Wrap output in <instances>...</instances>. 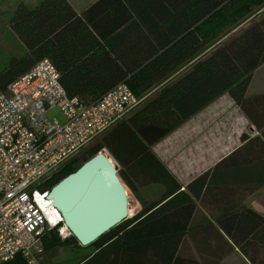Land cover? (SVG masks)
I'll list each match as a JSON object with an SVG mask.
<instances>
[{"label":"trees","instance_id":"obj_1","mask_svg":"<svg viewBox=\"0 0 264 264\" xmlns=\"http://www.w3.org/2000/svg\"><path fill=\"white\" fill-rule=\"evenodd\" d=\"M262 2L96 0L80 12L68 0H40L33 6L16 4L9 26L19 41V50L8 54L5 67L0 70V92L36 61L48 57L69 96L93 101L122 81L137 97L146 95L123 119L87 144L58 171L46 176L44 186L41 182L42 188L50 190L105 149L117 162L120 179L137 198L135 187L123 170L127 161L141 163L151 159L158 172L153 180L165 185L159 200L141 201L139 211L86 245L92 251L73 264H185L187 259L180 254V241L189 229L171 222L178 213L171 208L175 204L172 194L179 184L155 157L151 145L222 92H228L245 110L248 83L254 70L264 62V18L254 19L221 38L240 16ZM204 25L209 27L204 30ZM209 32L211 39L205 34ZM117 33L121 35L119 43ZM210 46L213 47L206 55L175 78L161 83ZM204 175L198 179L203 181ZM158 204L161 206L156 207ZM234 214L254 217L256 223L250 224L246 231L223 224L221 230L235 242L256 236L264 247V217L247 207ZM42 239L44 254L49 257L57 254L60 244L79 245L71 234L61 239L56 229L45 231ZM247 244L251 243L241 247ZM49 257L42 264H50ZM3 264L28 262L16 255Z\"/></svg>","mask_w":264,"mask_h":264},{"label":"crops","instance_id":"obj_2","mask_svg":"<svg viewBox=\"0 0 264 264\" xmlns=\"http://www.w3.org/2000/svg\"><path fill=\"white\" fill-rule=\"evenodd\" d=\"M39 1L0 0V20H8V25H0V35L5 33L0 49L7 55L19 49L9 26L13 9L18 2L33 6ZM95 1L68 0L78 12ZM243 24L241 27L247 23ZM117 34L119 43L121 35ZM212 47L189 59L161 83L175 78ZM245 96L244 110L228 92H222L151 145L155 157L179 184L172 194L175 204L171 208L178 213L171 222L189 229L180 241L185 264H264V247L256 236L235 242L221 230L223 224L246 231L256 223L254 217L234 214L245 207L264 217V62L254 70ZM155 168L151 159L141 163L130 160L123 165L140 201L159 200L164 194L165 185L153 180L158 175ZM203 174L201 181L198 177ZM244 243L251 244L241 247Z\"/></svg>","mask_w":264,"mask_h":264},{"label":"built area","instance_id":"obj_3","mask_svg":"<svg viewBox=\"0 0 264 264\" xmlns=\"http://www.w3.org/2000/svg\"><path fill=\"white\" fill-rule=\"evenodd\" d=\"M255 16L264 18V0ZM144 97H137L123 81L93 101L69 96L48 57L0 92V264L16 255L28 264H42L43 233L56 229L61 238L69 235L41 180L123 119ZM54 109L62 121L49 115Z\"/></svg>","mask_w":264,"mask_h":264},{"label":"water","instance_id":"obj_4","mask_svg":"<svg viewBox=\"0 0 264 264\" xmlns=\"http://www.w3.org/2000/svg\"><path fill=\"white\" fill-rule=\"evenodd\" d=\"M106 150H100L48 192L63 224L81 246L130 217L126 185Z\"/></svg>","mask_w":264,"mask_h":264},{"label":"rangeland","instance_id":"obj_5","mask_svg":"<svg viewBox=\"0 0 264 264\" xmlns=\"http://www.w3.org/2000/svg\"><path fill=\"white\" fill-rule=\"evenodd\" d=\"M259 7L254 5L250 11H248L245 16H240L238 19V22L236 23V25L234 24L232 27H230L228 33H235L236 30L240 29V27L242 26V24L244 22H246L248 24V22L254 20L255 19H258L259 17H256L255 16V13H256V10L257 8ZM2 10V8L0 9ZM1 13H4L5 14V11H1ZM242 17V18H241ZM253 18V19H252ZM246 23H244L243 25H245ZM5 24L8 25V20L6 19H1L0 20V25H3L5 26ZM209 26L207 25H204L202 28L205 30L206 28H208ZM227 33V34H228ZM5 34V33H4ZM3 34V35H4ZM207 34L208 38L211 39V33H205ZM3 35H0V44L2 43V39H3ZM19 49H16L15 51L18 52ZM14 51V52H15ZM11 54V53H10ZM9 55H7L5 53V51L3 52L1 49H0V70L5 67L6 65V62H7V57ZM49 115L51 116H55L57 117L60 121H62V116H61V113L57 110V109H54L52 110ZM105 150V149H104ZM107 152V151H106ZM78 154V153H77ZM76 154V155H77ZM75 155V156H76ZM73 158V157H72ZM113 161V160H112ZM63 165V164H62ZM60 165L54 172L58 171V169L62 166ZM53 172V173H54ZM52 174V173H51ZM49 176V175H48ZM44 179V178H43ZM43 179L41 181H43ZM40 181V182H41ZM42 186H44V183L42 182ZM126 190H127V194H128V198H129V209H130V216H132L134 213H136L137 211H139L141 209V201H140V196L138 195L139 198L136 197L135 194H133L129 189L128 187L126 186ZM137 193V192H136ZM62 239V238H61ZM57 254H55L54 256L52 257H49L48 255H43V258H42V261L44 263V261H46V259H48V257L50 258V264H73L75 262L76 259L82 257L83 255L89 253L92 251V247H85V246H79V245H76L75 243L74 244H71V245H65V244H60L57 246ZM48 256V257H47Z\"/></svg>","mask_w":264,"mask_h":264},{"label":"bare ground","instance_id":"obj_6","mask_svg":"<svg viewBox=\"0 0 264 264\" xmlns=\"http://www.w3.org/2000/svg\"><path fill=\"white\" fill-rule=\"evenodd\" d=\"M128 210H129V214H130V209H129V206H128ZM64 229H66V228H64Z\"/></svg>","mask_w":264,"mask_h":264}]
</instances>
